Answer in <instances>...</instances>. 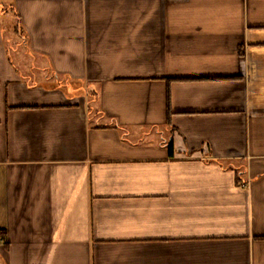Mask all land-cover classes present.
Masks as SVG:
<instances>
[{"label": "crops", "instance_id": "crops-1", "mask_svg": "<svg viewBox=\"0 0 264 264\" xmlns=\"http://www.w3.org/2000/svg\"><path fill=\"white\" fill-rule=\"evenodd\" d=\"M0 235V264H264V0H0Z\"/></svg>", "mask_w": 264, "mask_h": 264}, {"label": "rangeland", "instance_id": "rangeland-1", "mask_svg": "<svg viewBox=\"0 0 264 264\" xmlns=\"http://www.w3.org/2000/svg\"><path fill=\"white\" fill-rule=\"evenodd\" d=\"M15 44H16V41H15L14 44H12V45H15ZM161 130L164 131V136H165V137H168V134H169V133H168V132H167V133L165 132L166 129H165V128H162ZM157 133H158V132H154V134H153L152 137H153V138L157 137ZM158 137H159V138H162V135L159 134Z\"/></svg>", "mask_w": 264, "mask_h": 264}, {"label": "trees", "instance_id": "trees-1", "mask_svg": "<svg viewBox=\"0 0 264 264\" xmlns=\"http://www.w3.org/2000/svg\"><path fill=\"white\" fill-rule=\"evenodd\" d=\"M169 147H170V149L173 148V143H172V141H169Z\"/></svg>", "mask_w": 264, "mask_h": 264}, {"label": "built area", "instance_id": "built-area-1", "mask_svg": "<svg viewBox=\"0 0 264 264\" xmlns=\"http://www.w3.org/2000/svg\"><path fill=\"white\" fill-rule=\"evenodd\" d=\"M2 241V237H1V235H0V242Z\"/></svg>", "mask_w": 264, "mask_h": 264}]
</instances>
